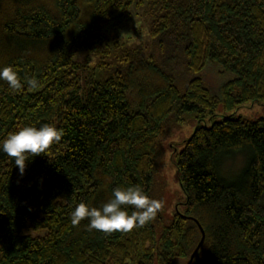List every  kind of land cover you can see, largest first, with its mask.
<instances>
[{
    "label": "trees",
    "instance_id": "1",
    "mask_svg": "<svg viewBox=\"0 0 264 264\" xmlns=\"http://www.w3.org/2000/svg\"><path fill=\"white\" fill-rule=\"evenodd\" d=\"M134 6L152 17L148 34L166 58L124 49L120 67L81 94L75 56L97 52L105 25L126 23ZM207 64L231 74L216 94L200 76ZM8 66L24 87L0 80V264H187L199 227L190 264H264V118L200 123L264 101V0H0V70ZM175 66L192 74L183 92ZM187 112L196 126L174 163L182 213L159 233L152 221L111 235L89 231L87 219L72 226L76 205L99 209L117 187L150 197L159 140ZM44 124L62 139L28 156L21 176L2 141ZM236 154L242 165L225 181L221 166Z\"/></svg>",
    "mask_w": 264,
    "mask_h": 264
},
{
    "label": "rangeland",
    "instance_id": "2",
    "mask_svg": "<svg viewBox=\"0 0 264 264\" xmlns=\"http://www.w3.org/2000/svg\"><path fill=\"white\" fill-rule=\"evenodd\" d=\"M131 16L126 23L117 26L112 30L113 22L105 25V40L98 46L97 52H80L75 56V62L78 64L77 76L79 80V92L83 94L91 78H99L102 75L111 73L120 67L118 57L124 49H139L145 56H151L156 63L164 61L166 56L159 51L157 40H152L148 34L149 27L152 22L151 16H146L143 9L137 6L130 7ZM115 23V22H114ZM117 39L121 41V48H114L112 41ZM105 65L107 68L99 70L98 67ZM175 65V63H173ZM175 66L174 78L175 84L180 92H183L187 82L192 77L191 73L183 75ZM216 66L207 64L200 76L207 83L213 94L218 93L221 83L231 78V74L220 73ZM213 117H205L200 123L202 125H210V121L219 120L224 115L232 114L240 116L249 121L264 118V101L260 103L252 102L244 106L234 109L226 114L221 108L214 112ZM184 121L181 123L168 122L164 134L161 136L157 153L154 160V166L150 181V198L163 202L162 210L159 211L152 223L157 233L171 222L173 215L177 212L184 211L185 195L181 191L176 177L175 161L176 154L182 147V142L190 137L196 126L195 114L187 112L184 115ZM243 156L236 154L226 159L220 169L225 181H231L235 173L242 165ZM185 260L176 259L172 264H185Z\"/></svg>",
    "mask_w": 264,
    "mask_h": 264
},
{
    "label": "clouds",
    "instance_id": "3",
    "mask_svg": "<svg viewBox=\"0 0 264 264\" xmlns=\"http://www.w3.org/2000/svg\"><path fill=\"white\" fill-rule=\"evenodd\" d=\"M0 80L7 82L13 92L18 93L24 87L18 73L10 66L0 70ZM27 85L29 89H35L38 82L30 78L27 79ZM62 136L61 130L48 124L39 128L25 126L8 134L2 141V150L8 157L14 158L15 166L23 176L28 156L46 153L53 144L61 141ZM126 206L134 209L131 214L125 210ZM162 207V201L150 198L139 186L126 189L117 187L113 190L112 198L99 209L89 208L84 203L76 205L71 212V224L76 227L87 219L89 231L97 230L106 235L116 232L130 233L135 228L144 227L154 220Z\"/></svg>",
    "mask_w": 264,
    "mask_h": 264
},
{
    "label": "water",
    "instance_id": "4",
    "mask_svg": "<svg viewBox=\"0 0 264 264\" xmlns=\"http://www.w3.org/2000/svg\"><path fill=\"white\" fill-rule=\"evenodd\" d=\"M199 230H200V233H201L200 240H199L197 246L195 247V249L193 250L192 254L190 255V258H189L187 264H190V263H191V261H192L194 255H195V253H196V251L198 250V248L200 247V245L202 244V242H203V240H204V233H203V230H202L200 227H199Z\"/></svg>",
    "mask_w": 264,
    "mask_h": 264
}]
</instances>
